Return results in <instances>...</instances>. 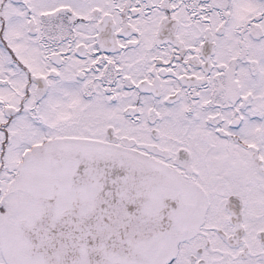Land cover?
Here are the masks:
<instances>
[{"label": "snow or ice", "instance_id": "snow-or-ice-1", "mask_svg": "<svg viewBox=\"0 0 264 264\" xmlns=\"http://www.w3.org/2000/svg\"><path fill=\"white\" fill-rule=\"evenodd\" d=\"M0 264H264V0H0Z\"/></svg>", "mask_w": 264, "mask_h": 264}]
</instances>
